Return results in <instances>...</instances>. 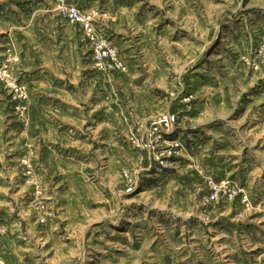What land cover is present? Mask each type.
I'll list each match as a JSON object with an SVG mask.
<instances>
[{"label":"rangeland","instance_id":"rangeland-1","mask_svg":"<svg viewBox=\"0 0 264 264\" xmlns=\"http://www.w3.org/2000/svg\"><path fill=\"white\" fill-rule=\"evenodd\" d=\"M67 1L0 0V264H264V0Z\"/></svg>","mask_w":264,"mask_h":264},{"label":"built area","instance_id":"built-area-1","mask_svg":"<svg viewBox=\"0 0 264 264\" xmlns=\"http://www.w3.org/2000/svg\"><path fill=\"white\" fill-rule=\"evenodd\" d=\"M63 17L73 25H80L83 30L90 35H96L95 18L91 14H87L80 10L77 5L68 3L67 0H56ZM96 55L98 61L103 64L106 63L109 67L120 69L123 63L119 60L118 53L115 49L108 45L101 44L96 48ZM168 122V119H166Z\"/></svg>","mask_w":264,"mask_h":264}]
</instances>
